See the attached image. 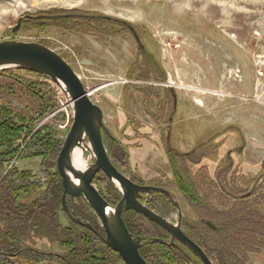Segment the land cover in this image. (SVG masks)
Listing matches in <instances>:
<instances>
[{
    "label": "rangeland",
    "instance_id": "1",
    "mask_svg": "<svg viewBox=\"0 0 264 264\" xmlns=\"http://www.w3.org/2000/svg\"><path fill=\"white\" fill-rule=\"evenodd\" d=\"M49 10H78L115 24L93 35L65 34L56 28L44 34L22 32L21 24L12 32L18 20ZM5 41H44L69 64L101 111L106 153L112 141L123 153L124 161L113 166L138 186L167 192L186 223L197 218L176 185V172L196 194L207 197L211 192L219 195L220 187L235 185L246 195L252 182L264 185V0H0V43ZM36 75L0 71V106L35 119V130L49 128L63 145L73 125V104L57 85ZM29 86L44 88L50 100L47 112L36 110L37 97ZM23 151L3 168L5 174L15 169L30 176L21 191L30 197L23 201L29 202L45 191L54 169L44 170L38 158H21ZM82 155L84 171L94 158L89 151L82 150ZM158 196L173 207L160 193L142 195L149 204ZM81 200L67 196L66 205L96 235L90 216L81 211ZM204 200L217 212L231 203L229 198L222 204ZM161 208L157 203L151 209L175 223L177 215ZM260 209L264 214V207ZM60 215L68 228L72 221L62 209ZM27 238L6 264H63L61 259L71 258L56 242ZM98 238L91 239L93 251L104 252ZM33 252L41 255L32 257ZM249 262L264 264V250L251 254Z\"/></svg>",
    "mask_w": 264,
    "mask_h": 264
},
{
    "label": "trees",
    "instance_id": "2",
    "mask_svg": "<svg viewBox=\"0 0 264 264\" xmlns=\"http://www.w3.org/2000/svg\"><path fill=\"white\" fill-rule=\"evenodd\" d=\"M20 24L22 32L35 30L39 34H44L49 29L56 28L65 31V34L93 35L94 31L106 32V24L114 25L115 21L96 18L78 10L69 12L49 10L37 13L31 19L24 18ZM37 43L48 47L44 41ZM28 90L37 97L36 110L40 114L47 112L50 100H47L44 88L29 86ZM35 121L31 117L11 112L8 108L0 106V226L6 227V231L0 229V258L6 264L7 258L11 256L10 254H15L13 251L18 249L21 242L28 239L27 237L34 236L62 245L71 257L66 262L61 259L63 264H124L117 253L103 245L101 240L104 238L103 230L84 200H81L83 207L81 211L85 213V217L90 216L89 222L97 234L93 235L89 230L79 228L70 221L68 228H64L61 224L63 188L56 168V160L62 142L56 140L47 127L43 130H35ZM27 140L26 146H22ZM23 148V156L19 155L21 158H38L44 170L54 169L48 175L45 191L40 194L35 193L40 196L30 199L29 202L23 201L30 197L21 194V191L28 186L30 176L15 169L9 170L10 176L8 173L5 174L4 170L5 163L11 162ZM106 148L112 164L118 167L119 163L124 161L121 149H117L114 141ZM175 176L181 195L190 204L197 218L192 224L181 219V228L185 235L205 252L213 264H250V255L264 250V214L260 209L264 207L263 184L257 187V181L252 182L251 190L246 195L234 185L229 189L220 187L219 195L211 192L207 197L196 194V191L191 189L194 186L191 184L190 187L184 183L186 180L177 172ZM24 182H26L25 187ZM93 183L108 204L114 206L119 201L118 190L102 173L96 175ZM34 186L32 191H38V183ZM225 193H228L227 196ZM204 198L220 204L228 202L229 198L231 203L225 206L222 212H217L205 203ZM164 200L160 196L154 198L149 208H155L158 203L163 211L170 212V205ZM156 212L162 215L159 211ZM122 219L129 233L143 238L144 241L168 239L165 232L157 225L133 211L124 212ZM202 221L211 222L213 227L209 228ZM96 236L99 237L96 241H101L104 252L93 251L91 239ZM32 241L34 243L33 239ZM138 252L147 264H200L185 249L167 247L158 243H147ZM37 255L41 254L33 252L32 257Z\"/></svg>",
    "mask_w": 264,
    "mask_h": 264
},
{
    "label": "water",
    "instance_id": "3",
    "mask_svg": "<svg viewBox=\"0 0 264 264\" xmlns=\"http://www.w3.org/2000/svg\"><path fill=\"white\" fill-rule=\"evenodd\" d=\"M20 21L12 32L19 29ZM22 70L36 73L59 87L73 104V125L66 136L57 158V171L62 181V206L67 217L88 230L91 227L71 214L66 197L83 198L92 212L98 217L105 231V244L117 253L124 264H147L139 255V249L147 243H158L167 247L185 249L200 264H213L207 255L180 229L181 212L177 203L163 189L138 186L123 176L111 163L102 143L101 131L104 130L100 109L86 96L83 85L69 64L51 49L37 44L17 41L0 43V71ZM75 148L90 152L94 163L84 171L77 170L72 164ZM102 172L112 182L122 196L116 206L109 205L99 194L92 182ZM160 193L167 197L176 208L179 219L174 223L150 211L146 201L140 202L142 195ZM133 211L149 222L157 225L169 237L144 241L127 230L122 214Z\"/></svg>",
    "mask_w": 264,
    "mask_h": 264
},
{
    "label": "bare ground",
    "instance_id": "4",
    "mask_svg": "<svg viewBox=\"0 0 264 264\" xmlns=\"http://www.w3.org/2000/svg\"><path fill=\"white\" fill-rule=\"evenodd\" d=\"M82 150L83 149H81V148H79V149L75 148V150L73 151V154H72V164H73L74 168L77 170H81V171L84 169L85 164H86L84 161L83 155H82Z\"/></svg>",
    "mask_w": 264,
    "mask_h": 264
},
{
    "label": "flooded vegetation",
    "instance_id": "5",
    "mask_svg": "<svg viewBox=\"0 0 264 264\" xmlns=\"http://www.w3.org/2000/svg\"><path fill=\"white\" fill-rule=\"evenodd\" d=\"M126 28H128L127 27V25H126ZM147 200V198H144V197H142L141 199H140V202L141 203H144L145 201ZM147 202V208H148V206H149V200L148 201H146ZM170 212L171 213H175V215H177V220L179 219V217H178V214H177V210H176V208L173 206H170ZM150 209V208H149ZM155 213V212H154ZM181 219H182V216L180 217V229L182 230V228H181ZM171 220V219H170ZM176 220V221H177ZM172 221V220H171ZM173 221H175V220H173ZM166 234V233H165ZM167 235V234H166ZM169 238V237H168ZM193 256V255H192ZM195 258V257H194ZM197 260V259H196Z\"/></svg>",
    "mask_w": 264,
    "mask_h": 264
},
{
    "label": "built area",
    "instance_id": "6",
    "mask_svg": "<svg viewBox=\"0 0 264 264\" xmlns=\"http://www.w3.org/2000/svg\"><path fill=\"white\" fill-rule=\"evenodd\" d=\"M57 87V86H56ZM58 88V87H57ZM86 96L89 98V96H90V92L89 91H87L86 92Z\"/></svg>",
    "mask_w": 264,
    "mask_h": 264
}]
</instances>
